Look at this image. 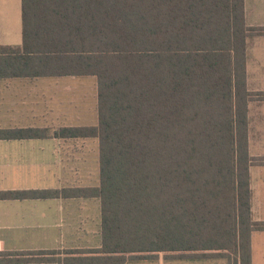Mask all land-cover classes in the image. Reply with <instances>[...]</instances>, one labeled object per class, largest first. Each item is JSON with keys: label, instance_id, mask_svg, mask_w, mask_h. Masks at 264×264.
<instances>
[{"label": "trees", "instance_id": "16d2710c", "mask_svg": "<svg viewBox=\"0 0 264 264\" xmlns=\"http://www.w3.org/2000/svg\"><path fill=\"white\" fill-rule=\"evenodd\" d=\"M21 19L0 76H94L97 122L0 128V139L96 137L99 183L0 199L98 198L101 245L66 264L203 244L250 264L264 221L250 212L249 167L262 160L248 149L245 46L264 28L246 25L244 0H21Z\"/></svg>", "mask_w": 264, "mask_h": 264}, {"label": "crops", "instance_id": "0c3cea01", "mask_svg": "<svg viewBox=\"0 0 264 264\" xmlns=\"http://www.w3.org/2000/svg\"><path fill=\"white\" fill-rule=\"evenodd\" d=\"M244 16L246 25L264 28V0H244ZM21 21V0H0V45L21 46ZM245 80L250 92L248 149L252 157L262 160L249 167L250 212L254 221H264V32L246 38ZM96 103L94 76H0V128L56 130L95 125ZM98 183L96 137L0 139V190H53ZM249 239L250 264H264V229L252 230ZM100 245V201L96 197L0 199V252L10 257L37 252L51 256L4 264H66L92 254L75 250ZM146 254L150 257L124 264H240L238 252L228 246L203 244Z\"/></svg>", "mask_w": 264, "mask_h": 264}, {"label": "rangeland", "instance_id": "374dc122", "mask_svg": "<svg viewBox=\"0 0 264 264\" xmlns=\"http://www.w3.org/2000/svg\"><path fill=\"white\" fill-rule=\"evenodd\" d=\"M20 39V36L18 38V40H16L17 42L19 41ZM38 254H34V255H31V254H24L23 256L20 254L18 256L16 255H11L8 256L9 254L7 252H0V264H4L10 260H33V261H36V260H39V259H42V258H48V257H51V256H48V257H42V253L40 252H37ZM36 255V256H35ZM128 264H146V263H142L141 261H136V262H133V263H128ZM150 264H160L159 262H154V263H150Z\"/></svg>", "mask_w": 264, "mask_h": 264}]
</instances>
